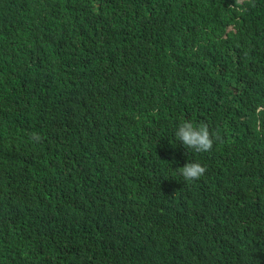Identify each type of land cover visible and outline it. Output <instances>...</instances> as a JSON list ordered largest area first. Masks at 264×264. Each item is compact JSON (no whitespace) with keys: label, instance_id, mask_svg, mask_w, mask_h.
Segmentation results:
<instances>
[{"label":"trees","instance_id":"obj_1","mask_svg":"<svg viewBox=\"0 0 264 264\" xmlns=\"http://www.w3.org/2000/svg\"><path fill=\"white\" fill-rule=\"evenodd\" d=\"M0 264H264V0H0Z\"/></svg>","mask_w":264,"mask_h":264},{"label":"clouds","instance_id":"obj_2","mask_svg":"<svg viewBox=\"0 0 264 264\" xmlns=\"http://www.w3.org/2000/svg\"><path fill=\"white\" fill-rule=\"evenodd\" d=\"M175 138L182 142L186 149L196 153L208 152L213 147V137L210 135L207 125H194L190 121L182 122L175 131ZM38 139V137H37ZM206 172V169L200 163H186L178 168V174L186 182H192L200 179Z\"/></svg>","mask_w":264,"mask_h":264}]
</instances>
